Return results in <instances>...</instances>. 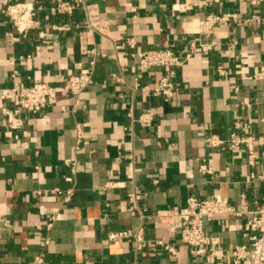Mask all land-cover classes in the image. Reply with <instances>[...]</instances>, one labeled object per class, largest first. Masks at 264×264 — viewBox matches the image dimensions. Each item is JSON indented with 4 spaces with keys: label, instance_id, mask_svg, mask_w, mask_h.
<instances>
[{
    "label": "crops",
    "instance_id": "obj_1",
    "mask_svg": "<svg viewBox=\"0 0 264 264\" xmlns=\"http://www.w3.org/2000/svg\"><path fill=\"white\" fill-rule=\"evenodd\" d=\"M19 1L38 9V28L20 35L0 12V89L12 82L60 86L84 69L93 70V83L77 97L58 93L38 113L20 112L15 128L7 122L13 106L0 102V264H225L192 254L151 216L184 208L190 197H221L248 209L264 201L259 147L250 163L244 146L205 142L227 139L236 122L246 126L239 134L264 132V81L254 78L264 64V0H209L189 9V0H83L108 23V37L87 44L82 11H54L69 0ZM225 13L236 19L203 31L206 16ZM163 49L186 56L168 101L151 92L163 71H141L136 56ZM140 115L150 121L137 122ZM76 127L84 135L79 144ZM132 193L140 195L138 211L127 202ZM55 211L60 219L47 229ZM244 219L205 223L218 254L247 243ZM119 231L127 236L108 240ZM136 235L144 240L140 249Z\"/></svg>",
    "mask_w": 264,
    "mask_h": 264
},
{
    "label": "built area",
    "instance_id": "obj_2",
    "mask_svg": "<svg viewBox=\"0 0 264 264\" xmlns=\"http://www.w3.org/2000/svg\"><path fill=\"white\" fill-rule=\"evenodd\" d=\"M209 0H189L184 4L185 9L193 6H202ZM263 0H251L253 6H258ZM80 9L83 13L84 24L81 40L87 44L92 36L108 37V23L100 17L95 5L86 3L83 0H69L58 3L54 11L59 15H71L75 10ZM38 9L30 3L19 0H0V12L11 22L15 31L20 35L38 28L37 14ZM234 14L208 15L200 23L203 31L211 29L216 23L234 20ZM52 29L57 31H68L66 25H54ZM40 38L43 33H39ZM138 65L141 71L152 68H159L163 71L158 81L153 86L151 92L155 97H161L164 101L171 99L177 89L173 85L172 78L175 69L179 68L186 59V56H178L168 49L145 50L137 55ZM254 78L264 81V64L255 73ZM93 83V70L84 69L77 74L69 75L60 86H53L48 83H37L32 86H23L17 82H12L9 87L0 89V102L10 103L13 106L12 115L7 120L10 128L19 125L18 116L20 112L38 113L56 101L57 94L68 92L77 97L88 86ZM139 123H148L149 115H140L136 119ZM234 130L230 136L223 140L215 135L208 136L205 142L212 148L227 145L232 151L244 146L247 149L248 161L252 163L254 153L253 145L259 149V160L264 164V132L258 136L239 134L237 130H245L246 126L234 123ZM76 143L79 144L84 138L80 127L75 129ZM71 170H74V163H68ZM201 170L209 172L205 166ZM140 198L138 193L128 196V204L131 209L138 211L137 202ZM141 218L145 216L140 214ZM151 217L163 223L166 228L179 236L180 241L190 248L192 254L202 256L209 263L223 261L225 264H264V201L256 203L252 209H248L245 204L236 208L226 199L213 197L210 199H199L190 197L184 208H171L157 211ZM227 217H245L242 224V236L247 239L246 244L236 245L227 256L218 254V240L205 231V223L213 219ZM60 219V214L53 212L46 223L49 229L52 223ZM124 231L112 232L108 235L109 241H119L126 237ZM135 248L140 249L144 240L136 235ZM153 243L169 254L174 253L172 246L163 244L161 241ZM40 259H35L30 264H39Z\"/></svg>",
    "mask_w": 264,
    "mask_h": 264
}]
</instances>
